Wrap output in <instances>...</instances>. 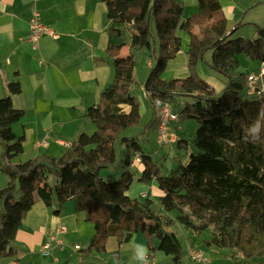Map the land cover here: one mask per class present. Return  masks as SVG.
Here are the masks:
<instances>
[{"label":"trees","instance_id":"trees-1","mask_svg":"<svg viewBox=\"0 0 264 264\" xmlns=\"http://www.w3.org/2000/svg\"><path fill=\"white\" fill-rule=\"evenodd\" d=\"M104 1L113 22L106 54L112 58L114 78L84 114L95 126L92 133L82 131L61 156L41 153L13 163L24 153V138L13 129L25 114L12 99L21 93L20 82H10L9 92L0 97V144L4 148L0 169L8 176L0 188V264L16 255V233L36 200L56 215L66 202L73 201L94 225L86 247L90 251L103 252L110 236L129 240L142 232L150 257L161 251L180 264L183 244L171 229L177 223L195 235L209 230L207 246L229 249L242 260L264 264V93L249 94V68L241 60L244 56L259 65L264 62V25L254 23L258 28L255 39L235 37L238 27L228 29L220 0H197L196 10L186 18L180 0ZM152 21L158 53L153 51ZM117 24L127 27L130 53H121ZM179 30L189 36V75L166 79L163 74L169 61L183 48ZM140 49L153 51L150 56L156 58L144 83L153 112L144 133L157 129L156 98L169 100L179 117L194 118L199 124L192 141L178 137V147L188 150L192 144L194 149L169 173H162L151 155L145 154L138 136L125 134L141 121L139 101L133 95ZM208 51L212 52V70L227 79L221 92L197 72ZM257 124L260 131L253 137ZM136 156L144 164L137 180H156L163 191V213L153 210L151 199L141 202L129 194ZM107 168L118 170L119 177H103ZM51 175L57 179L54 185Z\"/></svg>","mask_w":264,"mask_h":264},{"label":"crops","instance_id":"crops-1","mask_svg":"<svg viewBox=\"0 0 264 264\" xmlns=\"http://www.w3.org/2000/svg\"><path fill=\"white\" fill-rule=\"evenodd\" d=\"M180 1L184 4L183 18L192 14L198 5L197 0ZM220 1L228 20V29L238 27L229 26V21L237 15L232 8L234 5ZM250 3L259 8L264 0H250ZM34 10L39 11L47 26L58 33L57 38L45 34L38 51L27 39ZM111 26L113 22L107 16L104 0H0V97L9 92L10 82L19 81L21 93L13 95L12 99L14 106L25 112L23 118L13 124L15 133L24 138V153L13 163L41 153L61 156L82 131L90 132L93 123L84 114L88 106L99 101L101 92L114 78L113 61L106 54ZM116 27L121 30V37L128 32L125 24H117ZM178 34L186 44L169 61L166 70L172 68L179 71L180 66H188L189 36L182 30ZM44 137H48V146L37 147L35 143ZM133 164L143 171L144 164L139 157ZM3 174L0 175V188L8 181V176ZM142 182L143 196L153 203L155 196L161 197L163 191L155 182ZM160 211L163 213L162 208ZM176 224L173 227L177 226L178 234L186 231L183 233L186 253L180 264H243L241 256L229 249L207 246L204 241L210 237V232L208 236L204 233L195 235ZM60 226L67 228V232L61 235L64 245L61 248L52 245L50 254L44 255L40 250L42 245ZM94 232V225L85 220L84 213L77 210L73 201L66 202L61 213L56 215L42 200H36L16 233V255L7 258L6 262L176 264L171 255L161 251L150 257L147 237L142 232L134 233L129 240L110 236L103 252L87 250ZM191 242L203 252V261H194L189 257Z\"/></svg>","mask_w":264,"mask_h":264},{"label":"rangeland","instance_id":"rangeland-1","mask_svg":"<svg viewBox=\"0 0 264 264\" xmlns=\"http://www.w3.org/2000/svg\"><path fill=\"white\" fill-rule=\"evenodd\" d=\"M223 2H226L227 4H231V5L233 4L234 5V6L232 5L233 11L237 13L235 19H231L229 21L230 27L233 25L238 26L236 32L234 33V36L242 37L244 39L257 38L258 28L254 23H259L261 25H264V4H262V6H260L259 8H255L254 5L250 3V0H223ZM151 32L154 40L153 51H156V53H158L159 39L157 36L154 21L151 22ZM116 40L120 43H123V48L121 52L122 54L130 53L131 49H130L129 32H126L123 37H120ZM185 44L186 42L184 39L183 47L185 46ZM153 51L149 52L148 50L140 49L136 52V67H135L136 83L133 85V95L139 101L140 110H141V121L138 126H135L125 131V134L129 136H133V135L138 136V140L145 154L151 155L152 159L161 169L162 173H169L171 169L175 168L181 161L184 162L186 160L187 155L190 153V150H193L194 148L192 144L189 146L188 150H186L185 148H180L176 144L177 141L170 144H160V142L157 140L156 137L157 136L156 130L155 131L151 130L149 133H144L145 125L150 123L153 115L151 104L144 89V83L152 67L149 62L152 61L153 64L156 63V58L154 56H150ZM211 60H212V52L208 51L205 54L204 59L200 61L199 65L197 66V72L202 76V78L211 82V84H213L217 92H221V90L223 89L221 86L223 87L225 86V84L227 83V79L223 75L212 70V68L210 67ZM241 60L243 61L245 66L249 68L248 69L249 73L259 70V67L261 66L258 64L257 61L246 59L244 56H241ZM179 69H180L179 71L176 70L174 71L172 68H168V70H166V72H164L163 75L166 79H170L176 77H185L189 74L187 65H185L184 68L180 66ZM171 104L173 108H175L172 102ZM198 126L199 124L196 119L191 117H186L183 119L180 116L178 122L173 124L171 132H173L174 134L177 133L176 135H178V137L192 141ZM173 129L175 130L173 131ZM94 130H95V126L94 124H92L91 129H89L90 132L88 133H92ZM259 131H260V124H257L252 129L253 137H257ZM3 149H4L3 146L0 144V151H2ZM23 157H25V155H23ZM136 158H138V156H136ZM132 169L135 172V179L133 185L130 187V195L133 197H137L139 201L144 202L146 200V197L143 196V191L141 190L144 188V186H142L143 182L137 180L141 176L142 170L139 169L138 166L135 164L132 165ZM0 173H1L0 175H2L4 172H2V170L0 169ZM101 175L105 178H108V180H114L119 177V171L118 170L116 171V169L113 168H109V169L107 168L106 170L105 169L103 170ZM49 180L52 185L56 184L57 179L54 176L51 175ZM151 182H155L157 187L160 188L156 180H153ZM151 182H147V183H151ZM154 201L155 202L152 205L153 210H155L158 213H162V211H160L162 208L160 197L155 196ZM172 230L176 231L177 226H175V228L173 227ZM183 233L185 234L186 231L185 232L180 231L179 236L181 237L182 244L184 245L183 254H185L186 242ZM208 233L209 230L204 232L205 236H208L209 235ZM242 261L243 264H256L254 261H245V260Z\"/></svg>","mask_w":264,"mask_h":264},{"label":"built area","instance_id":"built-area-1","mask_svg":"<svg viewBox=\"0 0 264 264\" xmlns=\"http://www.w3.org/2000/svg\"><path fill=\"white\" fill-rule=\"evenodd\" d=\"M30 31L28 40L31 42L32 47L35 51L40 49L41 39L45 34H49L53 38L58 37V33L52 28H49L45 23L41 13L34 10L30 17ZM152 65V61L149 62ZM259 70L250 72L248 74V86L250 95L261 96L264 93V62L260 64ZM154 106L158 114V125L156 129L157 140L160 144H170L178 140V135L172 131L173 124L179 120L178 112L173 108L171 102L167 99L156 98L154 100ZM37 147H47L48 137L38 140L36 143ZM67 232V228L64 226L57 227L49 235V240L44 243L41 247V252L44 255H49L51 252L52 245L61 248L64 245V239L61 235ZM77 248H80L77 246ZM188 255L194 261H203L205 256L201 250L195 245H189Z\"/></svg>","mask_w":264,"mask_h":264}]
</instances>
